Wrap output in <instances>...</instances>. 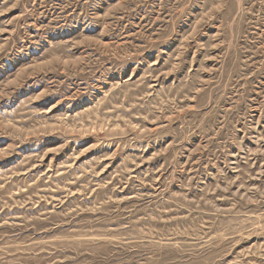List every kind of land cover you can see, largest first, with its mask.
I'll use <instances>...</instances> for the list:
<instances>
[{"label":"rangeland","instance_id":"obj_1","mask_svg":"<svg viewBox=\"0 0 264 264\" xmlns=\"http://www.w3.org/2000/svg\"><path fill=\"white\" fill-rule=\"evenodd\" d=\"M0 264H264V0H0Z\"/></svg>","mask_w":264,"mask_h":264}]
</instances>
